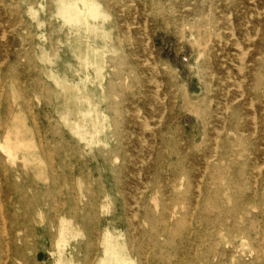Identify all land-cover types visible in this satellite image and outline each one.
<instances>
[{
  "label": "rangeland",
  "instance_id": "1",
  "mask_svg": "<svg viewBox=\"0 0 264 264\" xmlns=\"http://www.w3.org/2000/svg\"><path fill=\"white\" fill-rule=\"evenodd\" d=\"M0 113V264H82L88 222L93 260L109 222L141 243L127 220L171 161V260L264 264V0H0Z\"/></svg>",
  "mask_w": 264,
  "mask_h": 264
},
{
  "label": "bare ground",
  "instance_id": "2",
  "mask_svg": "<svg viewBox=\"0 0 264 264\" xmlns=\"http://www.w3.org/2000/svg\"><path fill=\"white\" fill-rule=\"evenodd\" d=\"M41 11H42V9H41ZM79 11H80V9H79ZM87 11H89V10H87ZM66 15L68 16V19L69 18L72 19L74 17L73 15H71V12H70L69 9H67V11L65 9L63 10V16H65L67 18ZM250 17H252V16L250 15ZM85 23H87V22H85ZM128 30H130V27H129ZM183 31H184V29H183ZM3 36L5 38V35H3ZM131 42H132V40H131ZM208 43H209V41H208ZM206 45H204V46H206ZM241 49H242V47H241ZM245 54H247V53H245ZM151 55H153V54H151ZM156 89H158V88H156ZM242 97H243V95L240 98H242ZM250 101H252V100H250ZM253 108L254 107H252L251 109H253ZM254 111H255V109H254ZM43 114H45V113H43ZM87 114H88L87 112H83L81 114V117H80L81 121L80 122H76V121L70 122L71 119L68 116H63L64 122L66 124L70 123L69 124L70 131L74 134V136H76L81 141H85L86 140V136L88 134L92 133V131L91 132L89 131V129L87 127V124H86ZM256 114L257 113H255V116H254L255 118H256ZM138 118H140V117H138ZM255 118H253V119H255ZM255 124H254V126H255ZM146 128H147V126H146ZM100 133H101L100 129H96L95 130V134L92 135V136L94 137V139L98 138ZM216 141H218V139H216ZM87 144H89V143H87ZM170 155H173V154H170ZM119 156H120L121 159H123V160L125 159V158L121 157L120 154H119ZM209 161H210V159H209ZM62 168L65 169L64 165L62 166ZM163 169H164V165H163L162 162H156L154 167H153V170H154V172L156 174V177L153 180V182L151 183L152 186L153 185L155 186L154 188H152V190H154V192L161 193V196L160 195L158 196L156 194V197L154 198V200H156V204L158 205L156 207H158V208H155V210H152L151 206L147 203L146 200H144L145 204L141 207V209L139 210V213L138 214L135 213L132 217H129L128 220H127L128 228L130 226H134L135 224H138V226H140L137 229V233H138V235L141 238V243L136 244L135 242H133V237L132 236L129 237V238L128 237L125 238L124 233H123L124 229L121 226L116 225L115 223L113 224V222H109L108 225L106 226V228L104 229V232H103V234H102V236L100 238V242H99V245L102 248V253H101V255L99 257H97V259L93 260V258L91 257L90 251L94 250L93 249L94 248V243H91V242H93L94 239L96 238V233L94 234V232H95L97 227H96L95 224H92V222H88V223L85 224V226H86L85 228L88 229L89 239L91 237H93L94 239L90 240V242L88 243L87 248H86V252L84 253V256L79 260V262H81L82 264H142L141 262L144 259V260H146V263H144V264H179V260H174V261L171 260V258H173V255H171L173 252L175 254L179 253V250L171 249V246L174 244V242H176L175 241L176 238H177L176 235H178L177 232H179V230H178L179 229V218L177 216L178 214H177L176 210L172 211L171 215L169 214L168 202L162 196V193H163V191L165 189L163 190V184H162V180H161V178H163V176H165L166 174H169V175H172L173 178L175 177L171 181L172 182V187L176 188L177 186H179V181H178V177H177V175L179 174V163L172 162V161L169 162V164L167 165V170H166L167 173L166 174L163 173ZM259 169H261V168H259ZM53 172L54 173L52 174V176L54 178L55 184H57L56 183L57 181H55V180L58 178V175H57V173H55V169L53 170ZM216 175L214 173L212 178L215 177ZM16 178H18V177H16ZM23 179H25V177ZM118 183L119 182L117 181L114 184L116 189L118 188ZM255 183H257V182H255ZM54 189H56V187H54ZM55 192L56 191L53 190L54 199H55ZM98 195H99V192H93L92 194H90V199L95 201V198L97 199ZM126 196L127 195H126V193L124 191H120V198L124 202L123 209L128 210L130 206L127 203V197ZM180 199H181V196H179V193L175 192L173 194L172 198H171V203L178 204ZM136 201H137V199H136ZM63 204H64V202L62 203V205ZM108 205H109V203H106V204L102 203V205H101L102 208L106 209V213H109ZM61 208L62 207L59 206V204H57L56 201L51 203L50 209H51L52 213H54V214L57 213ZM137 215H139V217ZM192 218H191V220H192ZM136 220H138V221H136ZM47 225L48 226L50 225V227H49L50 229L54 227L53 221H49ZM5 227H6V225H5ZM135 230H136V228H135ZM4 231H5V229H4ZM65 231H66V229L64 230V232L63 231L62 232L65 233ZM62 232H61V234H62ZM22 239H23V241L24 240L26 241L27 237L24 236V238H22ZM14 253H15L14 257L16 259H19L20 256H23L22 249H19L18 247L15 248V252Z\"/></svg>",
  "mask_w": 264,
  "mask_h": 264
}]
</instances>
